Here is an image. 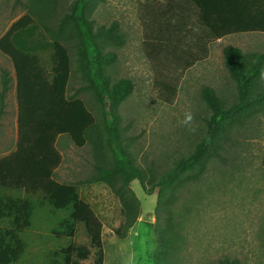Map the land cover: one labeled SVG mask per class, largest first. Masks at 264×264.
<instances>
[{"label": "rangeland", "instance_id": "rangeland-1", "mask_svg": "<svg viewBox=\"0 0 264 264\" xmlns=\"http://www.w3.org/2000/svg\"><path fill=\"white\" fill-rule=\"evenodd\" d=\"M71 1L46 0L45 10L33 16L35 28L20 35L21 44L37 52L47 71L52 66V42L46 28L55 29ZM29 3L0 0V36L29 12ZM144 4L145 0H95L89 17L95 26L116 22L122 36L121 43L104 45L115 53L104 72L109 83L121 77L132 82L131 91L116 105L117 120L134 164L155 177L189 152L204 134L209 110L200 95L203 85L211 86L225 106L236 101L235 83L224 63V46H236L249 60L256 53L264 54V32H236L205 41L200 38L201 28L194 25L175 45L177 51L193 52L196 60L188 67L175 66L169 63L170 46L161 47L163 37H156L146 21ZM69 52L72 72L67 95L83 99L94 115L92 134L104 132L103 114L92 91L83 88L85 82L76 70L70 46ZM3 71L8 75V87L0 116V158L15 148L17 136L13 67L0 52V90ZM166 82L172 87L165 86ZM262 84L264 72L251 90ZM219 134L221 147L209 156L200 173L188 174L167 191L158 212V190L148 193L137 179L128 182L139 202V216L124 231L120 197L109 183L90 181L97 164L112 163L106 144L95 150L91 142L77 147L71 141L57 140L62 161L54 178L76 185L78 197L99 218L103 264H154L156 230L167 215L173 224L170 259L174 264H217L224 255L236 258L239 264H264V111L225 123ZM25 202L29 223L18 234L23 251L11 264H59L68 244L89 245L83 224L70 221L69 209L55 208L41 192L23 189L0 188V206L9 211L0 215V231L14 228V205ZM116 229L124 236H118ZM94 251L91 248L89 256L81 260L73 254L75 264H91Z\"/></svg>", "mask_w": 264, "mask_h": 264}, {"label": "trees", "instance_id": "trees-1", "mask_svg": "<svg viewBox=\"0 0 264 264\" xmlns=\"http://www.w3.org/2000/svg\"><path fill=\"white\" fill-rule=\"evenodd\" d=\"M94 1L72 0L55 29L46 28L52 42L50 71L41 64L37 52L25 47L20 40V35H27L33 26L35 28L33 16L36 18L39 11L45 10L46 0H29L26 5L29 12L14 20L0 36V52L10 59L14 72L17 127L15 148L0 158V188L41 192L55 208L69 209L71 222L83 224L89 245L68 244L59 264H75L73 254L78 260L85 259L91 248L95 250L91 264H103L99 218L91 206L78 197L76 185L54 178V171L62 161L56 147L59 138L71 141L77 147L91 142L95 150L102 149L106 144L112 163L97 164L96 173L90 181L109 183L120 197L124 231L139 216V202L128 182L137 179L148 193L157 189L155 209L158 212L167 191L188 174L200 173L209 156L221 147L219 133L225 123L264 111V84L257 90H251L264 72V54L256 53L246 60L239 48L228 44L223 48V56L226 69L235 83L236 101L225 106L211 86L203 85L200 95L209 115L205 119L202 137L163 173L154 177L152 172L148 175L142 172L126 149L115 111L118 102L131 91L132 82L127 77H121L109 83L104 72L105 65L115 58V53L105 50L104 45L119 44L122 36L116 22L107 26L93 25L89 12ZM143 6L147 8L145 13L149 26L153 27L156 37H163L165 41L160 43L161 47L170 46L169 52L172 53L168 60L175 66L181 64L188 67L196 60L193 52L177 51L175 45L194 25L201 28L199 37L205 41L236 32H264V0H145ZM69 46L74 50L76 70L85 82L83 88L92 91L94 101L103 114L104 132L92 134L94 115L83 99L67 95L72 72ZM1 82L0 116L4 111L3 99L8 87L5 71L2 72ZM165 86L172 87L168 82ZM25 203L14 205V228L0 231V264H11L23 251V241L18 234L29 223ZM6 212L9 211L0 206V215ZM167 217L156 230L154 264H174L170 259L174 248L170 245L173 224L169 215ZM123 231L115 230L120 237L124 236ZM70 233L72 235L73 231ZM217 264L239 262L224 255L217 260Z\"/></svg>", "mask_w": 264, "mask_h": 264}]
</instances>
